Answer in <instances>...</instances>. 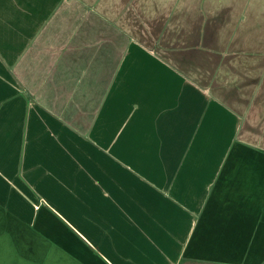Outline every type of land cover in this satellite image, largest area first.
Here are the masks:
<instances>
[{"label":"crops","instance_id":"obj_1","mask_svg":"<svg viewBox=\"0 0 264 264\" xmlns=\"http://www.w3.org/2000/svg\"><path fill=\"white\" fill-rule=\"evenodd\" d=\"M0 264H264V0H0Z\"/></svg>","mask_w":264,"mask_h":264}]
</instances>
